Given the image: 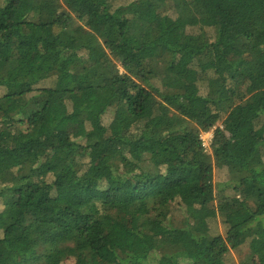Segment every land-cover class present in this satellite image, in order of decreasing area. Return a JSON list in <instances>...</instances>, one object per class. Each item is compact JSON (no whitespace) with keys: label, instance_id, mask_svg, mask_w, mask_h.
Masks as SVG:
<instances>
[{"label":"trees","instance_id":"16d2710c","mask_svg":"<svg viewBox=\"0 0 264 264\" xmlns=\"http://www.w3.org/2000/svg\"><path fill=\"white\" fill-rule=\"evenodd\" d=\"M0 202V264H264V0H0Z\"/></svg>","mask_w":264,"mask_h":264},{"label":"rangeland","instance_id":"374dc122","mask_svg":"<svg viewBox=\"0 0 264 264\" xmlns=\"http://www.w3.org/2000/svg\"><path fill=\"white\" fill-rule=\"evenodd\" d=\"M209 34H211L210 31H209ZM213 134H214V132H213ZM211 151H212V148L210 150H208V153H211ZM211 174H213V183H215V184L223 182V181H225L227 179V177H226V175L224 173L218 172L217 170H214V172L211 171V170H208L207 173H206V177L208 178ZM2 209H3V204H2V202H0V211ZM218 225H219V232L223 235L224 234V227L222 226L220 221H219ZM241 252H242V254H245V253L247 254L249 252L248 246L243 247L241 249ZM231 258L233 259L234 264H239L240 263V254L239 253L232 252ZM96 263L97 264H103V261H102V259H98L97 258ZM66 264H73V262L72 261H67Z\"/></svg>","mask_w":264,"mask_h":264},{"label":"built area","instance_id":"2783aa9c","mask_svg":"<svg viewBox=\"0 0 264 264\" xmlns=\"http://www.w3.org/2000/svg\"><path fill=\"white\" fill-rule=\"evenodd\" d=\"M213 132H214V129L209 131V132H204L200 136L201 141H202V145H203L206 152H208V150L211 149L213 138H214Z\"/></svg>","mask_w":264,"mask_h":264}]
</instances>
